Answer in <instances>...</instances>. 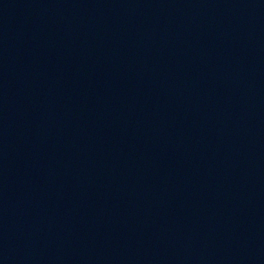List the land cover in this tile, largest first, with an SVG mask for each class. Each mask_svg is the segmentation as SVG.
Here are the masks:
<instances>
[{
  "label": "water",
  "instance_id": "1",
  "mask_svg": "<svg viewBox=\"0 0 264 264\" xmlns=\"http://www.w3.org/2000/svg\"><path fill=\"white\" fill-rule=\"evenodd\" d=\"M0 264H264V0H0Z\"/></svg>",
  "mask_w": 264,
  "mask_h": 264
}]
</instances>
